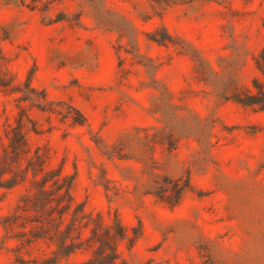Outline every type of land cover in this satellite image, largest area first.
Returning <instances> with one entry per match:
<instances>
[{"label":"rangeland","instance_id":"obj_1","mask_svg":"<svg viewBox=\"0 0 264 264\" xmlns=\"http://www.w3.org/2000/svg\"><path fill=\"white\" fill-rule=\"evenodd\" d=\"M148 2L0 0V77L14 90L0 87L2 179L23 174L35 151L44 157L35 175L0 187V264L51 255L24 233L46 211L57 217L56 184L44 186L47 199L39 181L59 171L71 181V212L81 205L106 224L120 220L126 264H264V110L217 98L200 74L233 73L251 85L264 0H193L157 12ZM163 28L164 44L148 39ZM21 116L17 159L10 143ZM186 181L175 204L154 193L165 183L172 200Z\"/></svg>","mask_w":264,"mask_h":264},{"label":"trees","instance_id":"obj_2","mask_svg":"<svg viewBox=\"0 0 264 264\" xmlns=\"http://www.w3.org/2000/svg\"><path fill=\"white\" fill-rule=\"evenodd\" d=\"M148 1L149 6L157 12L169 3H185L193 0ZM116 29L120 38L126 35L121 29ZM133 31L135 32L136 29ZM163 33L160 37L155 33H148V39L164 44L170 39V35L165 28H163ZM253 59L259 74L252 79L250 86H240L237 80L233 78V73L228 77L222 78L219 77L217 70L212 69L210 79L201 70L200 74L204 82L212 85L214 95L217 98L231 100L243 107L264 110V46ZM0 87L4 90L14 91L11 85L1 77ZM27 87L29 90L34 91V88L30 84V79L27 81ZM22 99L31 100L32 98L23 95ZM17 123L18 129L14 134L10 147L12 148L13 155L18 159L23 151L24 145L23 135L19 130V127L23 125L22 116ZM157 130L161 133L164 129ZM167 136L173 139V132L170 131L167 133ZM43 166L44 157L38 151H35L34 160L32 158L29 159L25 169H23V174H15L9 178L2 179L5 172L3 170L0 172V187L12 188L24 181L28 170L35 175ZM49 173L51 174L50 176H44L39 181V187L41 188L39 191L47 195V199H49L44 186L49 181L56 184L55 190L58 194L57 217L53 216V212L48 213L46 211L47 216L45 220L43 219L44 221L41 220V225L31 231L30 235L24 233L27 244L42 241L49 247L51 255L44 257L39 264H61L62 260H68L77 255L83 256L84 260L76 264H126V261L120 257L117 250V242L127 237L126 229L120 220L116 217L113 224H106L100 214L94 217L91 213H86L81 205H77L76 209L71 212L70 208L73 203L69 192L71 181L63 178L60 171L57 173ZM187 183L186 181L185 184L178 186L172 200L166 198L167 185L165 183H159L154 193L160 200L175 204L179 201ZM67 213L70 214L69 221L63 223V218Z\"/></svg>","mask_w":264,"mask_h":264}]
</instances>
